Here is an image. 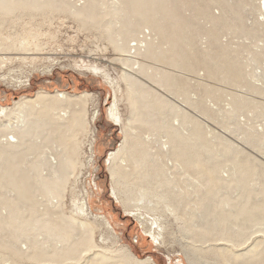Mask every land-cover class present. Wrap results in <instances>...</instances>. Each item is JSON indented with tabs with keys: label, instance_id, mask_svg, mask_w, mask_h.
<instances>
[{
	"label": "rangeland",
	"instance_id": "obj_1",
	"mask_svg": "<svg viewBox=\"0 0 264 264\" xmlns=\"http://www.w3.org/2000/svg\"><path fill=\"white\" fill-rule=\"evenodd\" d=\"M35 1L32 6L26 3L27 0H21L23 3L15 2L9 5L7 11H0V59H10L0 62V106L11 109L15 101L21 97H32L38 91H59L69 95L88 93L84 106L86 133H79L80 136L75 137L80 144L75 156L78 158L76 169L67 176L62 171L57 174V178L62 179L65 175L67 180L65 186L57 190L58 193L37 192L34 186L38 178L33 177L29 181L31 191L27 196L33 197L35 210L27 212L26 197H19L12 187L0 188V218L8 216L7 209L3 207L12 200L18 201L21 206H18V214L15 215H19L16 218L22 219L21 222L26 219L29 220L27 223H32L42 218L39 215L46 213L44 216L56 223L54 213H61L62 217L72 215L94 228L91 235L94 247L84 252L77 245H70V248L45 231H34L26 225L20 228L26 235L15 239L12 235L20 224L16 219L10 229L4 227L5 223L0 227V264H88L94 253L112 258L122 257L125 248L139 259L150 258L155 264H191L185 254L188 247L184 246L190 241L181 238V234L186 229H209L213 220L225 225L221 216L233 209L223 206L214 210L219 217H208L203 221L206 226L195 218L199 213L193 211L192 204L201 199L203 205L200 210L206 214L207 191L219 186L217 180L232 177L229 186L212 198H229L230 204H235L234 210H241L243 203L264 198V195H258L264 187V69L260 73L254 72V67L264 68V54L253 57L250 60L253 64L250 65L248 62L252 54L249 55L245 49L246 13L248 9L254 10L256 0H163L164 5L162 0H155L157 6L164 8L163 12H174L173 22L163 12L155 21L152 19L155 11L136 14L129 4L138 0ZM88 2L92 6H88ZM118 4L123 7L117 9L115 6ZM78 11H82V14ZM155 22L161 24L156 25ZM182 25L184 29L181 30ZM165 28L170 30L164 32ZM31 36L35 38L33 42L29 41L24 45V50H20L19 42L23 38L31 40ZM118 36L122 38L117 42L120 48H114L112 43L114 39L118 40ZM179 39L186 40V48L179 46ZM11 44L14 46L7 49L6 46ZM124 46L140 51L136 54L131 50L130 56H127L123 52L126 49ZM124 60L135 69L136 78L141 76L135 61L147 67V74L151 78H168L172 84L170 91L190 98L182 108L190 118L185 120L188 140L183 141L186 147L182 142L184 147L181 149L185 151L181 161L190 177L182 175L179 183L187 186V189L164 202L158 201L157 197L145 198L140 203L134 200L129 202L127 198L132 199L137 195H125V190L117 195L113 191L106 162L108 154L120 145L123 133L121 125L114 124L109 118V108H114L124 124L130 117L132 103L122 80L123 73L127 72ZM144 82L150 83L148 79ZM155 90L168 99L171 97L161 88L156 87ZM191 101L192 105L189 106ZM206 111L208 117L203 115ZM3 120L0 116V123ZM194 120L201 126L194 124ZM146 126V123H142L139 131H145ZM193 131L201 136L195 148L193 144L198 139L189 136ZM32 134L39 136L33 138ZM5 138L0 133V141L3 142ZM22 138L30 146H23L16 154L12 153L13 158L10 154L0 158V165L7 160L19 162L21 168L14 175L16 178L31 176L33 167L49 159L55 152L59 153L62 149L70 152L69 146H66V150L65 147L55 149L50 144L46 147L51 138L45 134L41 136L35 127L23 133ZM232 145L239 149L232 151ZM259 149L263 150V155L257 152ZM40 150L45 151V156L38 153ZM193 154L198 157L196 160ZM173 160L174 156L170 155L164 162L166 166H172ZM189 161L206 166L195 170L194 164ZM209 166L215 168L212 170ZM39 167L42 168V165ZM240 171L246 177L253 175V184L239 189ZM47 173V169L43 170L42 175ZM261 173L263 177H259ZM199 186L204 188L198 189ZM193 189L196 196L193 194L189 197L188 193ZM81 200L87 202L93 215L106 217L113 232L105 229L90 213L84 217L78 215L77 203ZM184 205L189 206L191 212L184 211ZM177 206L180 209L176 215L172 210ZM255 209L246 207L242 218L235 221L228 219V222H236L234 229L242 230L246 235L253 233L241 249L246 250L254 239L264 237V213ZM260 220L262 225L251 226L254 221ZM79 238L81 236H76L75 240L79 241ZM192 238H196V235ZM32 241L36 243L32 244ZM50 247L55 249V253ZM58 250L64 251L68 259L64 256L60 259L54 257ZM260 252L264 254V248ZM207 253V257L194 264H221L216 261L212 251Z\"/></svg>",
	"mask_w": 264,
	"mask_h": 264
},
{
	"label": "bare ground",
	"instance_id": "obj_2",
	"mask_svg": "<svg viewBox=\"0 0 264 264\" xmlns=\"http://www.w3.org/2000/svg\"><path fill=\"white\" fill-rule=\"evenodd\" d=\"M142 1L138 0L134 2V4L133 3L131 4L126 3V4L127 5L129 4L131 6V9H133L134 12H136V14H141V13L144 14L147 10H149L156 12L154 15L155 17L152 18L154 19V21L155 19L160 18V12H163L164 8L157 6V4H155V0H146L144 2ZM15 2L16 3L20 2L21 4L25 2V0H23V2H21V0H0V11H7L9 9V5H13V3ZM26 3L28 5L33 6L34 3H36V1L27 0ZM90 4L88 6H92ZM115 7H117L118 9V8H122L123 6L122 4H118ZM124 9H126V6L124 7ZM80 12L79 14H82ZM163 15L166 18H168V20H171V22H173V18L175 15L172 10L167 11V13L163 12ZM156 29H158L157 26ZM182 29H184L183 25L181 30ZM167 30L168 28H165L163 31L166 32ZM117 38L118 40L114 39L112 43L114 45V48H120L117 42L122 41V38L121 36H118ZM30 39L31 40H28L27 38H23L22 41L19 42L20 50H24V45L28 44L29 41L33 42L35 38L34 36H31ZM179 40L180 41L178 43L179 44L181 43L179 46L186 48L185 47L187 46V44H185L187 43L186 40L185 39H179ZM13 46L14 44H11L10 46H6V48L10 49ZM125 48L126 49H124L123 52L127 54V56H130L131 50H134L133 53L136 54L137 52L139 53L140 51L139 49L136 48L132 49V47L130 46H126ZM4 60H10V59H6V58L0 59V62L4 63ZM125 62L126 60H124L123 64L124 66H126L125 70L127 72L123 73L122 80L126 85L128 98L132 100V103H130L131 105L130 117L126 121V123L123 124L121 122V119L118 117L117 113L114 112L113 107L109 108V113H108L109 118L112 120L114 124L121 125L122 133H123V139L120 145L115 151H112L108 154L107 162H106L108 164L110 177L114 185L113 191L117 195L118 192L120 193V191L122 190H125V195L127 194L137 195L135 196V198L133 197L132 199L127 198V201L129 202L134 200L140 203L145 198L151 199L156 197L158 198V201L164 202L170 196H174L177 193L184 192L185 189H187V186L183 187V185L179 183V180L182 175L183 176L186 175L190 177V174L188 173L189 171L185 168V164H183L181 161V156L185 155V153H183L185 151H182L181 149L182 146L184 145L185 142L184 140H188V136L185 135V131H186L185 120L190 118V115L187 114L185 110L183 111V109L185 108L184 105H187V100L190 98L186 95H182L180 93L170 91V87L172 84L170 83V80L168 78H164V79H155V77L151 78L147 74V67L135 61L134 64L137 65V72L142 77V78L141 77L136 78L134 76L135 75L134 73L136 72L135 69L133 70L132 66L128 65ZM145 79H148L150 83L146 84L144 82ZM156 87L161 88L165 92L169 93L171 97H169L168 99L165 96L159 94L155 90ZM88 97H89L88 93H82L79 95H69L65 92H59V91H56L54 93L38 91L32 97H21L20 99L15 101L14 107L11 109L3 108L0 106V116L4 118L3 122L1 121L0 123V133L6 136L3 142L0 141V158L7 154H10L11 158H13L14 155L12 153L16 154V152L23 146L24 147L30 146L29 143H27L26 145L23 142L22 134L25 132L27 133L28 131L30 132L34 127L35 129L37 128V130H39V134L41 136L45 134L51 138V141L47 142L46 147H48V144L54 146L55 149H61L62 147L63 148L65 147L66 150L67 149L66 146L70 147V152L68 151V149L67 152H65L62 149L59 153L55 152L54 154H52L51 155L52 158L50 157L44 162L41 161L42 163L38 164L37 167H33L32 170L33 174L31 176L20 177V178H16L14 176L16 175L17 172L20 171L21 168V166L18 165L19 163L18 161L14 162L7 160L6 163L0 165V188L12 187L11 188L13 189L12 191L20 195L19 197L21 196L26 197L25 199L27 201V210H26L27 212L31 210H35L34 207L36 204L35 201L32 199L33 197L30 198L31 195L27 196V194H29V192L31 191V189H29L30 179H32L33 177L38 178V181L34 186L35 188L34 190H36L37 192L39 191L40 193L44 192L51 194L55 192L58 193L57 190L59 191L60 188L65 186L64 184L67 181L66 176L69 175L72 171H74V169H76L75 166L78 165V161H77L78 158H75V156L77 155L76 150H78V145L80 144H78L75 141L76 140L75 137L79 133H86L85 132L87 126L86 125L87 122L85 120L86 108L84 109V106L86 104ZM188 104L189 106L192 105V101ZM204 113L203 115H206L208 117L209 113L207 111ZM142 123H146L147 125L145 131H139V126ZM194 124L198 126L200 125V123L195 120H194ZM197 133L198 132L193 131V133L189 135L193 137V139L194 138L196 140L198 139L193 144L194 148L197 146V142L200 141L201 139V136H199ZM31 136L38 137L39 135L37 136L32 134ZM202 136L204 137V135ZM238 149L239 147L238 146L236 147L235 145L234 146L232 145L231 147V150L234 152H236L235 150ZM257 152L263 155L262 149H259ZM38 153L43 156L45 154V151L40 150ZM196 154L197 153H195V155ZM170 155L174 156L173 164L171 163L172 166H166L164 159L169 158ZM186 155H188L187 152ZM195 155L194 157L196 160V158L198 157H196ZM246 161L247 160H245L244 162ZM189 162L193 163L191 161ZM193 164H194L193 168L195 170L196 169L199 170L200 168H203V166H206L203 164L199 166L196 164V162H194ZM41 165L42 168L39 167ZM210 168L213 170V168L215 167L211 166ZM46 169L48 170V173L47 175L43 176L42 172L43 170ZM234 170L235 169L233 168L232 171ZM7 171H9L10 174H7L8 173ZM59 171H62L63 174H65L66 176L64 175L62 179L57 178V174ZM3 173H5L6 175H4ZM230 174L231 175L229 177L232 176V173ZM240 175H239L240 179L237 183V187H239V189H242L246 186L248 187L250 186L249 184L251 183L253 184V180H255L253 179V175L246 177L243 171H240ZM259 177H263V174L262 173L259 174ZM232 181H233L232 177L227 178L224 181L217 180L219 186H217L216 188L213 187L212 189H209V191H207L209 194V199L206 203V210H205L206 214H202V210H200V207L203 205V201L201 199H198L194 204H192L193 211L199 213L195 216V218L197 219L199 218L200 220L199 223L200 224L202 223L201 225L204 226H206L207 224L204 223L203 221L206 220L208 217H212L214 219L215 217L218 216V214H216L214 210L218 209L219 207L231 206L233 209L231 211L228 210L226 214L221 216L222 221H225V225L223 224L219 225L220 222L217 223L215 222L216 220H213L209 229H200L198 231H190L186 229L183 232V234H181L182 235L181 238L190 241L188 245H184L188 247L187 248L188 250L185 251V254L189 260V263L194 264L195 261H199L201 260V258L207 257L209 254L207 253V251L210 252L212 251L213 255L216 257L215 258L216 261L221 264H235L237 263V261H240L241 264H264V254L260 252L261 248H264V237L254 239L251 243L252 245L246 250L245 248L241 249V247L243 248V246L251 239L253 233H247L246 235L245 232H241L242 230L239 231L238 229H234L235 227H237L236 222H228L229 218L234 221L240 217L242 218V213L245 211L246 207H254L258 209V212L264 213V198L262 199L259 198L257 201L254 202L243 203L240 206L241 210H234L235 204H230L231 200H229V198L227 197L224 198L218 197L216 200H213L212 198L214 195L218 194L219 192L224 191ZM201 187L199 186L198 189H200ZM194 193H195V189L189 192L188 196L190 197ZM260 194H262V196L264 195V187L258 193V195ZM185 196L187 195H184V197ZM194 196L196 195L194 194ZM261 203H263V205H261ZM18 206H19V202L16 200L8 201L7 203L4 204L3 208L7 209L8 216L0 218V227L3 223H5L4 227L7 226V229L8 227L9 229L12 227V226L10 227V225H12V222H15L14 220H16L19 217V215L18 217L15 216L18 214L19 207H21ZM177 207L178 208H174L172 212L176 213V211L180 209L179 206ZM184 208H185L184 211L188 213L191 212L189 206L184 205ZM77 213L82 217L87 216L89 213L92 214L85 200H81L77 203ZM60 214L61 213L59 214L54 213V215H56L55 216L57 220L56 223H52V219H47L45 217L46 213L44 214L45 216L39 215L42 218L33 220L32 223H27V221L29 220L26 221V219L25 222H21L22 219H17L18 221L20 220L21 221L18 222V224L19 223L20 224L18 225L16 231L15 232L13 231L14 235H12V237H15V239H17V237L26 235L25 232L20 230L22 226L24 227L26 225L25 227H29L34 231L37 230L45 231L47 235L60 239L63 242V245L64 244L69 245V247L70 245H74L75 247L80 246L83 248V252L84 250L91 251V249L94 247L91 238L94 228L91 227L86 222L77 220L75 216L71 215L69 217H62V215ZM93 216L95 219H97L96 221H99L104 226L105 229L109 230L110 232H113V228L109 223V221L106 219V217H104L101 214L98 215L95 214ZM180 216H183V214H180ZM38 223H40V225L37 226L36 224ZM262 224L263 223L261 222V220L258 222L254 221V223L251 224V226L262 225ZM220 226H223V228H220ZM195 235L196 238H192V236ZM76 236H81V238H79L81 241L80 240L76 241L75 240ZM35 243H36L35 241H32V244ZM235 248H239L240 250H235ZM52 250H54L53 252L55 253V249ZM59 250H58L59 253L57 252V254H55L56 256L54 257H59L60 259L66 254L63 253L64 251L60 252ZM80 252L82 251L80 250ZM121 255L122 257L118 256L112 258L106 256L105 254L94 253L92 254V257L89 259L88 264H155L154 261L150 258L139 259L138 257L134 256L133 253L127 248L123 250ZM64 257L68 259L67 256Z\"/></svg>",
	"mask_w": 264,
	"mask_h": 264
},
{
	"label": "built area",
	"instance_id": "obj_3",
	"mask_svg": "<svg viewBox=\"0 0 264 264\" xmlns=\"http://www.w3.org/2000/svg\"><path fill=\"white\" fill-rule=\"evenodd\" d=\"M256 2L254 10L248 9L245 19L247 32L245 49L249 55L252 54L248 63L253 57L264 54V0H256ZM263 69V67H254V72L260 73Z\"/></svg>",
	"mask_w": 264,
	"mask_h": 264
}]
</instances>
